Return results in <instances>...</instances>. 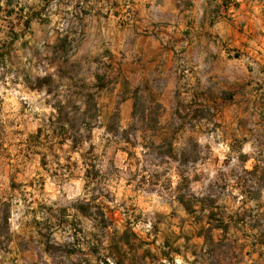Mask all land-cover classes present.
Segmentation results:
<instances>
[{
	"label": "rangeland",
	"instance_id": "374dc122",
	"mask_svg": "<svg viewBox=\"0 0 264 264\" xmlns=\"http://www.w3.org/2000/svg\"><path fill=\"white\" fill-rule=\"evenodd\" d=\"M59 10L53 0L38 15L35 46L0 55V248L11 229L34 228L55 256L86 246L105 264L119 243L138 258L148 249L152 264L182 263L179 252L264 264V115L252 125L248 111L239 126L230 110L223 122L215 87L206 101L173 102L159 78L133 89L135 110L123 108L108 68L92 76Z\"/></svg>",
	"mask_w": 264,
	"mask_h": 264
},
{
	"label": "crops",
	"instance_id": "0c3cea01",
	"mask_svg": "<svg viewBox=\"0 0 264 264\" xmlns=\"http://www.w3.org/2000/svg\"><path fill=\"white\" fill-rule=\"evenodd\" d=\"M52 2L0 0L1 58H5L8 45L25 42L35 46L37 28L42 23L38 15L49 12ZM55 2L61 9L58 16H66L77 31L76 35L68 34V40L76 36L78 52L85 55L83 62L92 69L95 79L102 77L99 71L104 66L108 68L112 79L109 85L124 94L123 108L132 106V92L139 83L149 85L150 80L159 78L162 96L172 97L173 102L206 101L208 87H215L214 91L224 94L216 99L224 104L223 122L233 118L230 110L236 111L235 124L239 126L248 111L253 112L252 125L264 115V0ZM127 11L131 13L129 20L125 19ZM31 62L35 72L36 58L29 53L30 67ZM160 101L168 107L167 99ZM11 232L0 248V264H105L100 254L103 251L86 246L73 249L61 245L64 253L55 256L45 230L23 228ZM124 244H118L117 248L123 250L117 256L107 250L112 264H152L148 249L136 250L138 258L133 256L134 249ZM179 254L184 259L179 264H205L186 253ZM247 254L252 257V253ZM261 257L258 252L253 261Z\"/></svg>",
	"mask_w": 264,
	"mask_h": 264
},
{
	"label": "trees",
	"instance_id": "16d2710c",
	"mask_svg": "<svg viewBox=\"0 0 264 264\" xmlns=\"http://www.w3.org/2000/svg\"><path fill=\"white\" fill-rule=\"evenodd\" d=\"M137 88L135 89V93H137ZM137 100H138V96H135V98H134V101H133V107H134V110H135V106H136V104H137ZM135 113V111L133 112V114ZM161 145H159V146H157L158 148L160 147ZM150 148H155L156 146H154V144H150V146H149ZM169 147H170V144H169ZM171 151V148H169V152Z\"/></svg>",
	"mask_w": 264,
	"mask_h": 264
},
{
	"label": "built area",
	"instance_id": "2783aa9c",
	"mask_svg": "<svg viewBox=\"0 0 264 264\" xmlns=\"http://www.w3.org/2000/svg\"><path fill=\"white\" fill-rule=\"evenodd\" d=\"M126 19H131V13L129 11H127V13L125 14Z\"/></svg>",
	"mask_w": 264,
	"mask_h": 264
}]
</instances>
